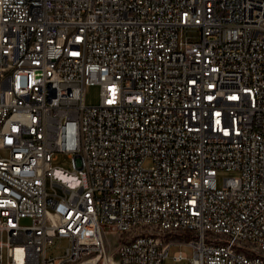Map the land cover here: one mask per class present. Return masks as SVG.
Masks as SVG:
<instances>
[{"label":"built area","instance_id":"obj_1","mask_svg":"<svg viewBox=\"0 0 264 264\" xmlns=\"http://www.w3.org/2000/svg\"><path fill=\"white\" fill-rule=\"evenodd\" d=\"M176 243L264 264V0H0V264Z\"/></svg>","mask_w":264,"mask_h":264},{"label":"rangeland","instance_id":"obj_2","mask_svg":"<svg viewBox=\"0 0 264 264\" xmlns=\"http://www.w3.org/2000/svg\"><path fill=\"white\" fill-rule=\"evenodd\" d=\"M182 36L188 37V38H197L198 37V33L196 31L193 30H188V31H184L182 32ZM99 88L96 85H88L85 88V94H84V103L86 106H94L96 104H98L99 102ZM150 164L149 161H147L145 163L146 166H148ZM53 165L62 168L63 170H66L68 172H73V167L71 164V160L63 155V154H58L56 156V159L53 161ZM235 175L234 172H229V171H225V170H219L217 172V185L218 187H222V181L223 178L225 177H230ZM69 181H72L69 179ZM23 224H28L29 221L28 220H23L22 221ZM176 240L182 241V242H186V238L181 237V236H175L174 237ZM107 240L111 243V245L114 242V238L111 236L107 237ZM66 246V242L65 241H61V243L59 244V248L53 249L51 251H49V254L52 255H59L62 251L63 248ZM176 251H182L183 253L186 254L187 258L183 259L181 261H175L173 260L172 256L174 254V252ZM193 256V250L190 246L186 245V244H173L169 250H168V256L166 258H164L163 263L162 264H190V259Z\"/></svg>","mask_w":264,"mask_h":264}]
</instances>
